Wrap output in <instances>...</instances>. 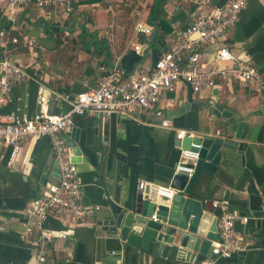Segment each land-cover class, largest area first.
Returning <instances> with one entry per match:
<instances>
[{
	"label": "crops",
	"instance_id": "crops-1",
	"mask_svg": "<svg viewBox=\"0 0 264 264\" xmlns=\"http://www.w3.org/2000/svg\"><path fill=\"white\" fill-rule=\"evenodd\" d=\"M7 1L0 0V29L21 42L0 43V60L9 50L19 56L28 76L14 82L12 99L3 111L27 116L40 110L42 96L50 110L61 113L70 108L78 92L97 85L107 75L125 78L150 70L162 53L174 47L178 33L190 25L200 6V0H164L152 15L151 5L157 0H148L144 19L154 27L152 37L134 33V16L131 26L118 20L116 7L121 0H70L73 11L66 21L56 4L44 9L32 4L11 14ZM27 39L37 40L44 49L28 46ZM225 42L248 54L264 81V0H248ZM216 50L217 44L202 47L203 68L210 67ZM209 100L234 108L251 126H264V89L234 74L200 94L180 81L174 91L163 94L153 111L135 117L94 111L75 116L74 126L65 133L71 135L75 128L80 133L82 153L75 163L82 200L101 208L84 222L47 216L45 226L54 236L46 264H195L139 249L122 240L104 221L113 216V205L124 210L136 207L143 191L141 182L150 187L171 184L181 149L194 139H178L179 130L192 131L195 137L219 132L204 105ZM166 118L171 120L170 128L161 125ZM9 151L7 144L0 143V264H28L32 253L25 233L26 208L45 192L47 183L58 182L59 173L53 165L47 183L38 184L41 170L53 163L48 137L24 142L14 165L8 164ZM217 162L215 173L202 171L197 195L212 201L228 198L231 206L252 217L246 225L237 223L252 240L251 247L238 256V263L264 264V142L244 154L223 149ZM204 211L209 218L201 225L203 237L211 235L213 242L224 208Z\"/></svg>",
	"mask_w": 264,
	"mask_h": 264
},
{
	"label": "built area",
	"instance_id": "built-area-1",
	"mask_svg": "<svg viewBox=\"0 0 264 264\" xmlns=\"http://www.w3.org/2000/svg\"><path fill=\"white\" fill-rule=\"evenodd\" d=\"M247 3L248 0H226L223 3L200 0L190 25L178 33L174 47L162 53L150 70L125 78L107 75L97 85L78 92L70 102V108L61 113L49 110L45 96L41 97L40 110L32 116L3 111L12 99L14 82L28 76L19 56L9 50L4 52L0 60V143L10 147L8 164L16 163L24 142L32 138L48 137L59 173L58 182L47 183L45 192L26 208L29 220L25 233L30 237L32 253L28 264L47 263L49 244L54 236V231L45 226L48 215L84 222L101 208L83 202L76 163L72 160L64 138L65 132L74 126L75 116L94 111L104 116L135 117L139 113L153 111L160 104L163 94L174 91L180 81L188 83L194 93L200 94L234 74L240 80L255 83L264 89L263 77L251 57L237 52L225 42L228 31L238 22ZM32 4L40 9L52 4L58 5L63 21L68 20L73 11L70 0H8L7 10L16 14ZM147 8L148 0H145L141 8L133 12L135 34L154 32V27L144 19ZM12 21L15 22V16ZM8 35L5 29H0L1 44L19 43L17 36L9 38ZM26 43L30 47L44 49L35 39H27ZM208 44H217V50L210 67L203 68L202 47ZM135 48L139 49L140 46L136 45ZM62 97L66 98L65 95ZM161 125L170 128L171 120L163 119ZM185 136L196 135L192 131L177 132L178 139ZM200 148L201 144L192 142L190 148L181 149L175 174L191 176L194 173ZM139 186L143 191L149 187L146 182H141ZM176 193L178 190L171 185H156L159 200H171ZM212 205L214 208H224L218 220V237L212 242L213 256L196 264H239L238 256L251 247L252 240L237 228V223L246 225L252 217L231 206L228 198L215 199ZM152 218L157 219L156 213ZM61 236L64 238L67 235L63 233ZM115 253L112 251V254Z\"/></svg>",
	"mask_w": 264,
	"mask_h": 264
},
{
	"label": "water",
	"instance_id": "water-1",
	"mask_svg": "<svg viewBox=\"0 0 264 264\" xmlns=\"http://www.w3.org/2000/svg\"><path fill=\"white\" fill-rule=\"evenodd\" d=\"M157 26L156 24L155 29ZM155 35L153 32L152 37ZM204 105H208L209 113L219 132L216 134L210 131L202 137H192L194 139L190 137L189 143L183 147L190 148L192 142L201 144L194 173L191 176L180 173L173 176L170 185L176 188L178 193L171 200H159L156 185L149 186L139 194L135 208L124 210L113 205V216L104 221L110 225L111 230L120 234L122 240L139 249L154 251L163 256L169 255L170 259L192 261L195 264L213 256L211 235L204 238L201 230V225L209 218L204 210L214 209L212 200H204L197 195L196 183L202 171H217V160L221 158L223 149L244 154L248 148L264 142V126H251L234 108L225 107L214 100L205 101ZM50 111L54 112L52 109ZM64 138L72 160L79 161L78 156L82 153L79 130L75 128L71 135L65 133ZM53 165L57 167L54 157L53 163L49 162L48 166L41 170L39 185L47 183ZM154 213L156 220L152 218Z\"/></svg>",
	"mask_w": 264,
	"mask_h": 264
},
{
	"label": "trees",
	"instance_id": "trees-1",
	"mask_svg": "<svg viewBox=\"0 0 264 264\" xmlns=\"http://www.w3.org/2000/svg\"><path fill=\"white\" fill-rule=\"evenodd\" d=\"M144 1L145 0H121L119 3H117V7H116L119 10V14L117 15L118 20L123 19V22H125L127 26H131L134 10L141 8L142 3ZM163 1L164 0H157L154 4L151 5L152 15H156L155 13H157L158 8L162 4ZM0 17H1V14H0ZM10 36H13V35H10ZM20 42H21V39L19 38V43Z\"/></svg>",
	"mask_w": 264,
	"mask_h": 264
}]
</instances>
